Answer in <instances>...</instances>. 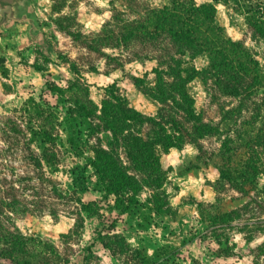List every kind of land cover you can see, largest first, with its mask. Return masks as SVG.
I'll return each instance as SVG.
<instances>
[{
	"label": "rangeland",
	"instance_id": "1",
	"mask_svg": "<svg viewBox=\"0 0 264 264\" xmlns=\"http://www.w3.org/2000/svg\"><path fill=\"white\" fill-rule=\"evenodd\" d=\"M193 1L197 5L214 4L217 25L222 27L226 37L240 41L259 61L264 77V41L253 34L251 17H247L233 0L224 3ZM31 2L44 39L51 47L49 55H43L46 43L42 36L29 37L26 23L13 24L0 34L1 228H16L26 237L52 244L72 264H153L154 260L163 259H166L165 264H264V249H260L264 247V198L257 191L264 190V170L257 179V189L247 187V195H241L226 183L217 184L220 137L201 139L200 150L185 142L181 149L172 148L161 156L166 172L163 187L159 191L144 188L139 199H149L157 194L155 197L160 200L162 209L167 210L165 215L156 217L147 209H135L128 215L119 216L114 226L102 210L95 214L81 211L77 199L88 203L99 200L100 194L93 189V176L87 181L88 188L84 192H79V185L72 180L74 171L84 170L87 175H92V171L85 166V158L71 153L62 125L57 127L59 140L54 148L55 167L50 168L44 163L40 168L34 166V159L40 157L41 149L29 140L30 129H49L48 110L57 112L59 122L63 114L61 104L45 88L46 79L61 88L72 86L74 89L73 86L86 83L89 98L98 106L105 96L104 88L114 84L129 106L144 115L156 114L159 105L148 99L132 79L139 78L143 87H151L155 80L156 60L139 61L131 57L133 49L122 46L89 52L86 45H91L93 35L100 32L106 21H111L108 30L117 31L127 21L141 17L146 8H160L169 0ZM242 2L251 5L264 0ZM118 14L120 20L113 22L111 17ZM101 53L117 60L106 65ZM56 54L68 55L75 60L80 73H72ZM183 62L184 67L197 70L208 65L205 55L194 59L185 57ZM31 64H38L48 76L43 78ZM90 66L96 67V71H90ZM187 88L194 99V110L204 122L218 123L223 109L236 107L239 103L238 98L223 95L210 79L203 82L196 77ZM263 97L264 88L261 87L245 100L246 110H242L237 125L248 119L252 102H259ZM234 136L230 133L232 139ZM98 137L105 146L108 134L101 133ZM118 152L123 163L128 165L120 149ZM244 152L241 148L238 155ZM113 200V196L108 199L109 202ZM208 205L211 208L208 209ZM201 207L213 212L236 210L240 216L230 223L227 237H211L199 223L198 208ZM204 233L207 234L199 237ZM113 234L124 236L128 251L118 252L119 246L113 244L115 255L112 256L101 244L99 237ZM217 247L222 250L229 247V254L215 256ZM0 264L3 263L0 261Z\"/></svg>",
	"mask_w": 264,
	"mask_h": 264
},
{
	"label": "trees",
	"instance_id": "2",
	"mask_svg": "<svg viewBox=\"0 0 264 264\" xmlns=\"http://www.w3.org/2000/svg\"><path fill=\"white\" fill-rule=\"evenodd\" d=\"M213 1L224 3L228 0ZM233 1L247 17H251L253 34L264 41V2L245 5L242 0ZM215 13L213 3L197 5L193 0H169L160 8H146L141 17L127 21L117 31L108 30L111 21H106L100 32L93 35L91 45H86L89 52L122 46L123 49H133L131 57L139 61H157L151 87H143L141 79L132 78L135 86L159 105L153 116L129 106L114 84L104 88L105 96L98 106L89 98L86 83L84 86L77 84L72 89V86L61 88L45 80V88L61 104L63 114L59 122L57 112L48 110L49 129H30L29 140L36 142L41 149L40 157L36 156L33 164L36 168L42 167V163L55 167L54 148L59 140L57 127L62 125L71 153L85 158V166L92 171V175H87L84 170L74 171L72 180L79 185V192H84L88 188L87 181L93 176V189L100 194L99 200L88 203L77 199L82 212L95 214L102 210L112 219V226L119 216L128 215L135 209H147L156 217L165 215L167 210L162 209L160 200L155 197L157 194L141 200L140 193L144 188L159 191L163 187L166 172L161 164L162 155L172 148L181 149L185 142L200 150L199 141L209 136L220 137L216 183H226L241 195L248 194L247 187L257 189V179L264 170V97L259 102H252L248 119L241 121L240 125L236 122L242 110H246L245 100L264 88V77L259 61L241 42L225 36L222 27L215 22ZM111 20L118 22L119 14ZM44 42L43 55L47 56L51 47L47 39ZM98 45H101L100 50ZM101 54L106 65L117 60ZM200 55L206 56V67L201 70L184 67L183 58L194 59ZM56 58L68 65L72 73H80L79 65L68 55L56 54ZM31 67L43 78L48 76L38 64H31ZM88 69L96 71L93 66ZM196 77L203 82L212 80L223 95L239 99L236 107L221 111L218 123L204 122L194 110V99L187 85ZM232 132L235 139L230 137ZM101 133L108 134L105 146L98 137ZM241 148L245 152L240 156L238 150ZM118 149L128 165L123 163ZM257 191L264 198V190ZM110 196H113V202L108 201ZM207 208H198L199 223L205 226L211 237H227L226 230L239 218V213L236 210L213 212ZM0 237V261L3 264H72L52 244L35 241L16 228L3 230L0 226ZM99 239L112 256L115 255L113 244L119 246L118 252L128 251L123 235H104ZM217 245L220 246L218 238ZM228 250L229 247L224 250L217 247L214 254L226 256ZM165 263L166 259L153 261V264Z\"/></svg>",
	"mask_w": 264,
	"mask_h": 264
},
{
	"label": "water",
	"instance_id": "3",
	"mask_svg": "<svg viewBox=\"0 0 264 264\" xmlns=\"http://www.w3.org/2000/svg\"><path fill=\"white\" fill-rule=\"evenodd\" d=\"M16 23L28 25L29 37L45 38L31 0H0V34Z\"/></svg>",
	"mask_w": 264,
	"mask_h": 264
}]
</instances>
